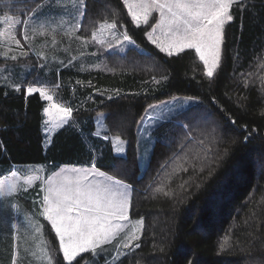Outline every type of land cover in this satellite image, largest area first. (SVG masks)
Segmentation results:
<instances>
[{
    "label": "trees",
    "instance_id": "obj_1",
    "mask_svg": "<svg viewBox=\"0 0 264 264\" xmlns=\"http://www.w3.org/2000/svg\"><path fill=\"white\" fill-rule=\"evenodd\" d=\"M43 1L0 0V33L6 34L5 18L24 21ZM84 7L78 33L89 37L101 22L115 20L135 46L111 55L141 68L119 67V60L110 71L69 76L67 71L77 65L63 68L58 95L70 104L73 116L46 150L39 93L26 97L24 91L6 92L0 86V166L94 165L131 186L130 218L143 219L144 229L139 247L118 264H264V0H240L233 7L221 64L211 80L194 50L172 57L159 52L145 36L154 19L135 27L122 0H84ZM23 28L21 23L15 31L19 47L9 44L6 35L0 46L26 50ZM173 97L200 102L151 132L154 144L141 174L138 121L150 104ZM100 113L107 140L94 135ZM194 122L210 126V136L197 139ZM112 136L124 141L125 157L114 154ZM175 147L170 162L166 150ZM181 162L187 171L173 173L169 167ZM160 187L172 195L157 192ZM44 235L53 264H65L49 224ZM225 240L228 246L222 250ZM88 255L73 264H82Z\"/></svg>",
    "mask_w": 264,
    "mask_h": 264
},
{
    "label": "snow or ice",
    "instance_id": "obj_2",
    "mask_svg": "<svg viewBox=\"0 0 264 264\" xmlns=\"http://www.w3.org/2000/svg\"><path fill=\"white\" fill-rule=\"evenodd\" d=\"M122 3L137 28L147 25L155 14L156 22L150 31L145 32V36L159 52L172 57L186 50H194L199 61L203 63L204 75L210 80L214 77L221 64L225 27L233 21L231 12L240 0H122ZM34 19L35 13L24 21L5 18L8 28L6 34L0 33V38L6 35L9 44L15 43L19 47L20 41L15 35L17 26L21 23L27 25L29 20ZM38 27L41 29L40 34L43 35L45 23H40ZM80 27L81 25L77 23L75 30H79ZM116 29L115 20L111 23L104 21L92 33V40L100 44L106 43L109 50L123 48L125 43L135 46V41L126 29L123 33H118ZM27 39L25 33V40ZM2 43L3 39H0V44ZM4 55L7 58V54ZM11 59L16 60V57L13 56ZM15 90L20 91V86L17 85ZM24 91L26 96L39 93L43 99L53 100L43 87L30 86ZM154 107L150 105L149 109L145 110L146 115L138 121L139 125L143 126L146 120L149 122L157 120L155 116L147 114ZM43 111L48 117L45 124L53 128H63L73 116L71 107L56 104H53L52 109L44 108ZM150 126H154V123H150ZM94 135L100 136L101 133L96 132ZM102 138L108 139L107 136ZM182 170L187 171V168L181 162L173 169V173ZM24 183L30 184L32 181L25 180ZM184 186L180 185L182 189ZM16 190V181L8 185L0 183V199L4 198L6 193ZM41 190L44 192L41 214L55 231L59 241V252L62 253L65 264H73L78 257L82 259L84 253L100 255L104 246L111 244L126 229L128 231L123 243L124 249H130L133 242L140 238L136 235L137 229L125 223L130 219V188L99 171L94 165L92 169L73 167L58 174L55 179L50 178L46 187ZM156 191L163 192L165 196L172 195L171 191L165 192L163 187L157 188ZM137 223L142 229L143 221ZM36 232H40V228H36ZM227 246L228 241L225 240L221 244V249ZM135 247L138 248L139 244H135ZM43 256L47 264H53V257L49 255L48 250L43 251Z\"/></svg>",
    "mask_w": 264,
    "mask_h": 264
},
{
    "label": "rangeland",
    "instance_id": "obj_3",
    "mask_svg": "<svg viewBox=\"0 0 264 264\" xmlns=\"http://www.w3.org/2000/svg\"><path fill=\"white\" fill-rule=\"evenodd\" d=\"M48 1L49 0H44L41 5L38 4V6L35 8V10L38 11L35 15V19L28 21L27 25L24 24V28L22 30V39L24 41H26L25 40V33L27 34L28 39H34V35H33V34H35L34 32H36V40L39 38H40V40L42 39V42L36 43V45H40V46H38V49L42 53V55L45 56V55L49 54V52L46 48L48 46L51 48L52 52L56 51L55 47H58V46L56 45L55 41H57L63 35V38H66V40H67V44L61 45L62 43H60L59 45H60V48L63 52H67L66 58L70 57L71 59H73V60L70 59L71 60L70 65L73 63L74 66L77 65L78 68H81L84 70L110 71V68L114 64V61L119 60L116 63V65L119 67L129 68L132 66L134 68H141L140 66H138L140 64L139 63L137 64V62L132 63L131 61L125 60V58L118 57L119 55H111L114 52H118L119 54L121 52L123 53L124 48L126 46H128L127 43L124 44L123 48H118L116 50H109L107 48L106 43L100 44L97 41L92 40V33L97 30V28L100 25L99 24L100 22L98 23L99 24L98 27L96 29L92 30L91 35L89 37L88 36L86 37L83 35L81 36L78 33L80 28H79V30H75V25L77 23H79L81 25V20L83 21V18H84V12H85L84 11V8H85L84 7V0H63V1H61L60 4L52 2V3H50L51 5H49L48 7H41V6H45V3H47ZM60 6H62L64 8L63 12L57 11V8ZM45 8L48 9V14H45V13H47L45 11ZM81 12H83V15H81ZM151 19H154V24H155V22H156L155 14L153 15L152 18H150V20ZM111 22L112 21H109V23H111ZM40 23H45V29L43 30V33H44L43 35L40 34L41 29H39V27H38V25ZM143 26H145V25H143ZM70 29L72 31H70ZM150 30H151V27H150L149 31ZM116 31L118 33H123V31L121 30V28L118 25H117ZM57 33L59 34V36H56ZM120 38L122 39V36ZM113 43H114V41H113ZM4 48H6V51H7V48H9V47H4ZM57 51H60L59 48ZM1 52H3L1 54L4 55V49H3V51L1 50ZM34 53L37 54V50H35ZM72 55H77V58H76V56H72ZM28 57H30V55H28ZM31 57H33V55H31ZM33 59H34V57H33ZM61 59H64V58H61ZM38 63H40V62L37 59H35V62L29 64L28 66H29V68L38 70V67L36 66V65H38ZM41 63H42V66H41L42 73L45 70L50 69L49 66H47L48 63H47V61H45V59L43 61H41ZM0 67H2V65H0ZM14 67H15V65L12 66V68H14ZM111 69L114 70V68H111ZM47 94L50 95L49 92H47ZM52 95L53 96L55 95V91H54V93H52ZM199 102H200V100L197 98L173 97L171 99H168V100H165L162 102L150 104L151 106H155V107L153 109H150L147 114L155 116L157 118V120L155 122H149L146 120L143 126L139 125L138 143H137V146H138L137 147V150H138L137 160H139L140 164H141V174H143L145 169L147 168V164L149 162L150 154H151L152 147L154 144L153 140L151 139V136H152L151 132L153 130H155V128L158 125L163 124L164 122H167V121L175 120V118L177 116L181 115L182 112L189 109L190 107L197 105ZM53 104H55L53 102V100H51V101L46 100V108L52 109ZM59 106L63 107L62 105H59ZM149 106L147 107V109H149ZM145 115H146V112L144 113L143 117ZM47 119H48V117L46 116V120ZM94 121H95V125H96V132H100L101 134L104 133V135H105L106 126L104 124V114L100 113V114L96 115ZM150 123H154V126H150ZM206 126H207V124H203V123L202 124H198L197 122L193 123V127L196 129V132H194V134H195L197 139H203V137H205V136H210L212 129L209 128L208 130H206ZM207 127H210V126H207ZM46 129H47L48 133H50V131L52 133L57 128H53V127L46 125ZM99 138H102V137H99ZM109 138L114 145L115 153H116L115 155L117 156L118 154H122V156H120V157H125L126 147H125L124 141H122L120 138L114 137V136L109 137ZM120 149H123L124 152L120 151ZM177 151H178V147L177 148L175 147L172 150L167 149L166 150V159H169V161L171 162V160L177 154L176 153ZM170 162H168L166 165L170 164ZM176 165L172 164L169 167L172 172H173V169L176 167ZM106 175H108V174H106ZM42 177H43L42 176V169L41 170L36 169L35 179L40 178V180H41ZM123 184L130 188V198H131V196H132L131 186L127 185L126 183H123ZM27 203H28V205H34L35 206L32 208L31 212L30 211L28 212L29 215H31V216L33 215V219H34V215H35V217L37 215H40V218L43 217V215L40 214V213H42V209L39 212V207L37 206V205H41V199H38V196L35 197V200L33 199L31 201V204L28 201V202H26L25 205H27ZM13 215L15 216V217H13V219H12V216H10V213L4 214L2 216L3 218L2 217L1 218H2V221L4 223V227H5V225L7 226L9 223H11V225L13 227L14 235L17 233V235L20 236V241H21V239H22L21 234L23 235L25 232H27V226H26L27 222H25L23 224L22 220L19 219V217L21 218V215H22L21 210L15 209ZM18 220H20V222ZM141 220L143 221L142 229H141V225H139L137 223V221H141ZM18 223H19V227H18ZM125 223L128 224L130 227H135L137 229L136 235L141 237V235L143 233V229H144V220L143 219H133L132 220L130 218L129 221H127ZM34 224H35V222H34ZM49 226L51 227L50 223H49ZM17 228L19 229V231H17ZM30 228L32 230H34V228H32L31 226H30ZM127 231H128V229H126L125 232L119 234V236L116 238L117 240L114 243V245L112 247H110L112 249H110L108 251H102L100 255H93L91 253H84V254H89V255L85 258V260L83 261L82 264H102V263L103 264H118L119 262H121V260L123 258H125L133 250L136 249L135 244L139 243V240L134 241L133 246L130 249H124L123 243L125 242V237H126ZM53 232L55 233L54 230H53ZM44 243L46 244V241ZM47 243H48V241H47ZM19 250H21L19 247L12 249V247H10L9 245L8 246L4 245V246L0 247V251H1L0 255L2 257V262L4 264H17L19 262L18 257L21 255V253L18 252ZM125 252L127 253L126 255H120V253H125ZM108 253H110V254H108ZM84 254H82V255H84ZM41 256H42V261L46 262V259L43 256V253L41 254ZM102 256L104 257V259H101ZM137 264H143V263H137Z\"/></svg>",
    "mask_w": 264,
    "mask_h": 264
},
{
    "label": "crops",
    "instance_id": "obj_4",
    "mask_svg": "<svg viewBox=\"0 0 264 264\" xmlns=\"http://www.w3.org/2000/svg\"><path fill=\"white\" fill-rule=\"evenodd\" d=\"M60 1V2H59ZM63 0H49L47 3H45V6H49V3L55 2V3H61ZM51 5V4H50ZM41 6V7H45ZM40 7V8H41ZM59 9H62L63 7H58ZM63 10V9H62ZM38 11L35 10L33 13H37ZM32 13V14H33ZM30 21V20H29ZM34 39H27L25 41L27 45V49L22 51L18 49H11L0 46V86L4 87L6 92H21L24 91L27 87H43L49 94L53 97V102L56 105H62L63 107H71L70 104H68L64 99L60 98L58 95V92L60 88L64 87L63 82L61 78L59 77V73L61 70L65 67L69 68L70 61L73 60L71 58H68L66 61L64 59L65 53L60 48L61 45H66L67 40L66 38H63V35L57 40L56 45L58 47H55L56 51L52 52L51 48L48 46L46 47L49 54L48 55H42V53L39 51L38 46L36 43L42 42V39L36 40V32H34ZM56 36H59L57 33ZM59 48L60 51H57ZM4 54H7V58H5V55L1 54V50ZM37 50V54L34 53V51ZM30 55V57H28ZM33 55V57H31ZM13 56L16 57V60L11 59ZM43 56V57H42ZM46 57V58H45ZM75 58V57H74ZM77 58V57H76ZM31 59V60H30ZM35 59H37L40 63L36 65L38 67L37 69L29 68V64L35 62ZM47 61L48 64H54V68H50L49 70H45L42 75L41 61ZM71 59V60H70ZM69 61V62H68ZM4 65V66H3ZM12 68V66H14ZM58 65V66H57ZM57 66V67H56ZM88 70H84L81 68H71L67 71V75H77L78 73H84ZM53 77L54 79H52ZM19 85L20 91H16L15 87ZM55 95L53 96L52 93ZM25 93V91H24ZM26 96V95H25ZM28 97V96H26ZM42 98V97H41ZM44 102V108H46V100L43 99ZM42 110V134H43V143H44V149L46 150L49 145L51 144V141L54 137V135L61 130L62 128H57L52 133H48L46 129V116L44 111ZM105 136L104 133L97 137H103ZM111 144L113 146V151L115 153L114 145L111 141ZM124 152V150H123ZM121 153V152H120ZM124 155V154H123ZM117 156H122V154H118ZM87 168L92 169L93 165L89 166H76V165H51V164H42V165H35V164H24V165H17L12 164L11 166H0V183H3L5 185L11 184L13 181L17 182V190L12 193H6L5 197L0 199V245H2L3 242H6L5 244L12 247V249L20 248L18 252L21 253L19 258V263L21 264H47L46 262L42 261L41 254L44 250H48L50 255V250L48 247L47 239L44 235V226L45 224H49L47 220L44 219V216L40 218V215H37L33 219V215H29V211L31 212L32 208L35 207L34 205H25L26 202H30L35 197L38 196V199H41V205H37L39 207V212L43 208V195L44 192L41 190L42 188H45L47 185V182L49 179H55L58 174H61L65 171L70 170L71 168ZM36 169H42V179L40 178L35 179L36 176ZM25 180H31L32 183L25 184ZM24 189H27L25 191ZM19 209L22 211L21 218L22 223L24 224L27 222V232H25L23 235L21 234V241L20 236L17 235V233L14 235L13 233V227L11 223H9L7 226L2 221V216L4 214L10 213V216L15 217L14 210ZM41 214V213H40ZM2 217V218H1ZM20 220H18L20 222ZM35 222V224H34ZM34 228L32 230L30 228ZM19 227V223H18ZM36 228H40V232H36ZM17 231L19 229L17 228ZM117 239H115L111 244L105 245L103 248V251H108L112 248L114 243ZM46 241V244L44 243ZM110 254V253H108Z\"/></svg>",
    "mask_w": 264,
    "mask_h": 264
}]
</instances>
